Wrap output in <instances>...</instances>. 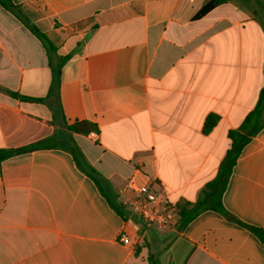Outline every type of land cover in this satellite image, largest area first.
I'll return each instance as SVG.
<instances>
[{
	"label": "crops",
	"instance_id": "0c3cea01",
	"mask_svg": "<svg viewBox=\"0 0 264 264\" xmlns=\"http://www.w3.org/2000/svg\"><path fill=\"white\" fill-rule=\"evenodd\" d=\"M209 1L10 0L55 59L70 56L59 87L46 46L0 4V148L44 141L0 164V264H149L150 253L160 264H264V127L234 166L227 214L154 228L125 200L132 181L196 202L264 88V0H226L194 19ZM211 114L220 120L206 133ZM82 120L100 131L71 135Z\"/></svg>",
	"mask_w": 264,
	"mask_h": 264
},
{
	"label": "trees",
	"instance_id": "16d2710c",
	"mask_svg": "<svg viewBox=\"0 0 264 264\" xmlns=\"http://www.w3.org/2000/svg\"><path fill=\"white\" fill-rule=\"evenodd\" d=\"M226 2V0H210L206 3L202 9L196 14L194 19H199L210 12L212 9ZM0 4L6 9L16 13L18 17H21L24 24L30 29V31L35 34L41 42L46 46L48 50V58L53 72V86L59 87L61 69L65 62L69 59L70 56L57 57L54 58L56 54L54 46L48 39L47 35L40 31L34 24L29 22L27 19L21 16V10L14 6L10 0H0ZM13 96L19 97L17 93L10 92ZM24 99H33L41 101L43 99L30 98L26 96H21ZM220 117L215 114H211L206 119L204 124V132H210L214 127L217 126ZM264 127V88L261 90L258 102L255 108L246 116L242 125L237 128L230 130L228 136L231 140V146L228 149L225 157L223 158L217 175L215 178L201 189L199 197L196 202L183 201L178 203V227L184 228L192 220H194L199 214L207 210L217 211L222 214H227L226 209L223 205V195L228 186L232 171L236 165L238 158L240 157L243 148L251 140L252 137L256 136ZM67 129L72 135L73 133L89 135L90 133H98L100 131L98 125L89 120L75 121L74 123L68 124ZM72 139V136H71ZM73 141V140H72ZM44 141L28 146H23L19 148H0V164L14 156L31 152L36 149H39L43 146ZM69 152L74 158V161L78 167L89 174L94 173V171L88 166L85 161V158L76 144H72L69 148ZM93 178L98 181V177L92 174ZM102 192L105 194V191L102 189ZM149 264H160L158 258L153 254H149Z\"/></svg>",
	"mask_w": 264,
	"mask_h": 264
},
{
	"label": "built area",
	"instance_id": "2783aa9c",
	"mask_svg": "<svg viewBox=\"0 0 264 264\" xmlns=\"http://www.w3.org/2000/svg\"><path fill=\"white\" fill-rule=\"evenodd\" d=\"M125 190L131 192L125 197L130 214L138 217L146 226L157 225L162 229H174L178 226V202L168 194L157 190L153 184L136 186L130 182ZM120 242L130 245V239L125 233L120 234Z\"/></svg>",
	"mask_w": 264,
	"mask_h": 264
},
{
	"label": "rangeland",
	"instance_id": "374dc122",
	"mask_svg": "<svg viewBox=\"0 0 264 264\" xmlns=\"http://www.w3.org/2000/svg\"><path fill=\"white\" fill-rule=\"evenodd\" d=\"M152 226H153L154 228H157V225H155V224H154V225H152Z\"/></svg>",
	"mask_w": 264,
	"mask_h": 264
}]
</instances>
